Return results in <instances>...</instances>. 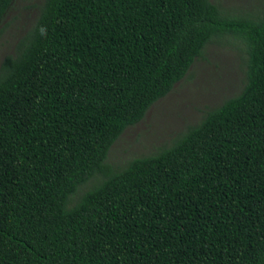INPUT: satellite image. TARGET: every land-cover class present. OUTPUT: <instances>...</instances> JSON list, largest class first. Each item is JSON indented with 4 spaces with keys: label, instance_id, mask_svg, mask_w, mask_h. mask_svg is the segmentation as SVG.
I'll use <instances>...</instances> for the list:
<instances>
[{
    "label": "trees",
    "instance_id": "obj_1",
    "mask_svg": "<svg viewBox=\"0 0 264 264\" xmlns=\"http://www.w3.org/2000/svg\"><path fill=\"white\" fill-rule=\"evenodd\" d=\"M223 33L246 44L240 91L110 174L112 145ZM0 264H264V18L44 0L0 63Z\"/></svg>",
    "mask_w": 264,
    "mask_h": 264
},
{
    "label": "rangeland",
    "instance_id": "obj_2",
    "mask_svg": "<svg viewBox=\"0 0 264 264\" xmlns=\"http://www.w3.org/2000/svg\"><path fill=\"white\" fill-rule=\"evenodd\" d=\"M43 1L13 0L0 24V63L4 57L15 53L19 40L36 22ZM210 1L230 18H264V0ZM246 50L245 42L231 33L213 37L185 78L154 103L141 122L127 128L112 145L105 161L109 173L118 171L134 158L169 147L189 126L197 124L207 109L236 95L245 82ZM103 179L104 174H97L86 181L71 198L68 207Z\"/></svg>",
    "mask_w": 264,
    "mask_h": 264
}]
</instances>
